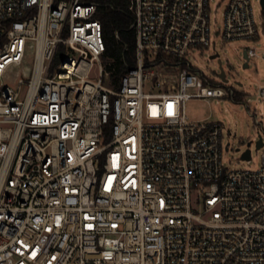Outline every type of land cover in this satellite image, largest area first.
<instances>
[{
	"label": "built area",
	"instance_id": "obj_1",
	"mask_svg": "<svg viewBox=\"0 0 264 264\" xmlns=\"http://www.w3.org/2000/svg\"><path fill=\"white\" fill-rule=\"evenodd\" d=\"M212 1L131 0L117 86L97 4L0 0V264H264V125L261 167L231 169L223 124L186 113L236 96L192 62L221 60ZM218 35L257 40L254 0Z\"/></svg>",
	"mask_w": 264,
	"mask_h": 264
},
{
	"label": "rangeland",
	"instance_id": "obj_2",
	"mask_svg": "<svg viewBox=\"0 0 264 264\" xmlns=\"http://www.w3.org/2000/svg\"><path fill=\"white\" fill-rule=\"evenodd\" d=\"M227 4L228 0L212 1L211 33L212 40L217 42L216 53H219L222 60L228 84L221 83L222 80L218 76L220 64L219 58L212 59L213 46L195 50L192 62L198 71L203 72L212 81L220 82L223 90H234L236 98L228 96L190 100L186 103V113L190 121L223 124L224 163L227 167L257 170L262 165L263 153L257 148V141L262 133L260 123L264 125V99L258 96V91L264 88V11L258 0H254L256 21L260 27V37L257 40L225 43L218 32L223 27ZM247 48L254 49L257 56L250 60L249 68H244L243 54ZM238 95L242 98H238ZM249 142L252 160L246 162L242 160V155L248 149Z\"/></svg>",
	"mask_w": 264,
	"mask_h": 264
},
{
	"label": "trees",
	"instance_id": "obj_3",
	"mask_svg": "<svg viewBox=\"0 0 264 264\" xmlns=\"http://www.w3.org/2000/svg\"><path fill=\"white\" fill-rule=\"evenodd\" d=\"M84 1L98 5L96 17L103 25L106 44L104 59L107 69L113 71L112 83L118 86L128 67L135 63L136 36L131 30V0ZM238 98H242L241 95Z\"/></svg>",
	"mask_w": 264,
	"mask_h": 264
},
{
	"label": "water",
	"instance_id": "obj_4",
	"mask_svg": "<svg viewBox=\"0 0 264 264\" xmlns=\"http://www.w3.org/2000/svg\"><path fill=\"white\" fill-rule=\"evenodd\" d=\"M263 5H264V0H263ZM217 58H218V55L212 56V59H217ZM243 58L245 60L244 68H249V57H248L247 51H244ZM219 64H220V74H219V76L223 80H227L226 79V73H225L224 69L222 68V61L221 60H219ZM239 85H241V84H239ZM250 146H251V142H249L248 149L242 155V160H250L251 159ZM261 147H263V140H262V135L260 134L259 138H258V141H257V148L260 149Z\"/></svg>",
	"mask_w": 264,
	"mask_h": 264
}]
</instances>
